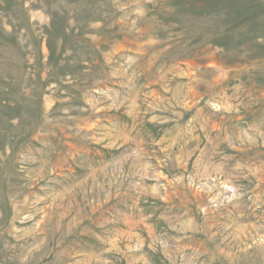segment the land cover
<instances>
[{"label": "rangeland", "instance_id": "1", "mask_svg": "<svg viewBox=\"0 0 264 264\" xmlns=\"http://www.w3.org/2000/svg\"><path fill=\"white\" fill-rule=\"evenodd\" d=\"M0 264H264V0H0Z\"/></svg>", "mask_w": 264, "mask_h": 264}]
</instances>
